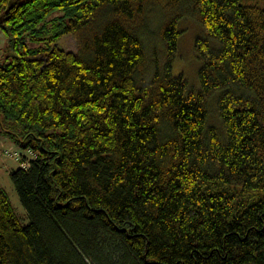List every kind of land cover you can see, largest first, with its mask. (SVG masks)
Here are the masks:
<instances>
[{
	"label": "trees",
	"instance_id": "1",
	"mask_svg": "<svg viewBox=\"0 0 264 264\" xmlns=\"http://www.w3.org/2000/svg\"><path fill=\"white\" fill-rule=\"evenodd\" d=\"M193 17L197 90L172 64ZM0 29V133L36 155L29 223L0 183V264H264V4L0 0Z\"/></svg>",
	"mask_w": 264,
	"mask_h": 264
},
{
	"label": "rangeland",
	"instance_id": "2",
	"mask_svg": "<svg viewBox=\"0 0 264 264\" xmlns=\"http://www.w3.org/2000/svg\"><path fill=\"white\" fill-rule=\"evenodd\" d=\"M243 2H248L251 4L263 5L264 0H242ZM162 6L161 8L153 7V14H162ZM189 19V20H188ZM183 19L181 26L179 25V29L181 35L178 39V49L176 51V56L172 62L173 64V73H183L187 79L188 83L191 87L195 88V90L200 89V79H199V69L202 65V62L198 58L196 52L194 51L196 38L198 36H205L206 30H204L203 25L196 20L194 17ZM152 25L149 29L150 33H152L151 38L145 41L143 39L144 44H149V54H153L154 51L157 52L160 56L162 53V42L158 35V22L155 23L152 21ZM75 39L72 36H67L63 41L62 45L66 48L76 50L75 47ZM10 39L6 36L3 29H0V62L3 63L6 60H9V56L14 54V50L10 47ZM157 47L156 50H153L154 47ZM217 94V92H215ZM216 95L209 98L207 102V107L209 111V122L218 126L222 129L224 134V126L222 125L221 119L218 115V107L216 104ZM220 121V123H219ZM224 139V138H223ZM24 156L27 157V161L34 158L36 155L31 153V151H27L22 149L19 145H16L14 141L8 136L0 133V183L4 189H6L9 199L13 204L14 210H16L19 219L23 223H29L30 218L25 209V206L22 200L19 197L18 190L15 187L13 179L11 178V172L14 169H18L19 167H28V163L25 164L23 159ZM23 161V162H22Z\"/></svg>",
	"mask_w": 264,
	"mask_h": 264
},
{
	"label": "built area",
	"instance_id": "3",
	"mask_svg": "<svg viewBox=\"0 0 264 264\" xmlns=\"http://www.w3.org/2000/svg\"><path fill=\"white\" fill-rule=\"evenodd\" d=\"M25 164H27L26 162H24Z\"/></svg>",
	"mask_w": 264,
	"mask_h": 264
}]
</instances>
